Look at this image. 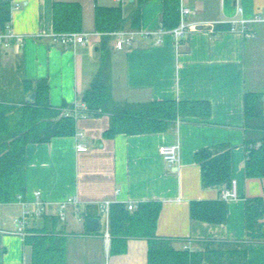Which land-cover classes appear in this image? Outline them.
Wrapping results in <instances>:
<instances>
[{
    "label": "crops",
    "instance_id": "1",
    "mask_svg": "<svg viewBox=\"0 0 264 264\" xmlns=\"http://www.w3.org/2000/svg\"><path fill=\"white\" fill-rule=\"evenodd\" d=\"M13 1V28L26 38L21 46L2 51L4 86L10 90L16 86L23 92V78H46L53 107L64 113L67 108H79L73 135L28 145L23 193L31 201L40 190L47 202L45 214L49 215L56 214L58 202L65 198L76 196L80 200L77 206L69 205L68 218L58 224L66 237V264H148L146 238H129L126 251L110 253L111 237L104 235L102 214L108 199L135 205L161 200L157 234L171 239L177 247L186 240H192L196 247L209 240L244 241L246 198L264 197V176H248L245 169L250 147L264 137V108L256 120L261 127L248 128L245 114L247 92L262 93L264 105V21L247 24L253 36L239 27L231 30L227 21L264 14V0H184L193 11L188 21L201 24L179 42L163 26L164 0L144 4L138 28L130 26L135 0ZM55 1L82 5L80 32L89 33L90 42L64 45L52 43L48 36H35L38 31H54ZM114 5L123 7L121 28L140 31L124 48L116 47L113 34L96 29V7ZM161 28L165 30L163 41L156 44L154 37ZM106 54L115 100H208L210 116L181 117L166 131L106 136L110 114L88 111L83 98ZM78 143L88 148L78 150ZM221 143L232 147V181L236 180L239 197L226 200L228 216L222 224L192 220L191 201L219 199L225 189L202 185L196 152ZM164 144L179 146L173 165L160 153ZM76 208H80L82 219L77 217ZM21 210L17 200L0 203V229H13V218ZM88 216L101 217L102 228L87 232ZM42 221L41 217L34 223ZM24 238L0 232V264H31L32 246ZM248 264H264V240L249 242Z\"/></svg>",
    "mask_w": 264,
    "mask_h": 264
},
{
    "label": "trees",
    "instance_id": "2",
    "mask_svg": "<svg viewBox=\"0 0 264 264\" xmlns=\"http://www.w3.org/2000/svg\"><path fill=\"white\" fill-rule=\"evenodd\" d=\"M149 0H135L130 26L141 24V10ZM83 11L79 2L55 1L54 30L80 31ZM12 19L10 0H0V30ZM124 11L121 5L97 6L96 29L104 34L122 27ZM164 28L171 30L180 24V0H164L162 12ZM230 26V25H229ZM0 50V203L17 200L26 189L27 147L30 143L47 142L55 136L73 135L76 120L63 110L53 107L49 96V81L22 80L23 92L4 86ZM108 55L102 57L100 67L89 88L84 102L89 110L110 114V127L105 135L112 137L119 132L128 134L166 131L176 125L181 117L207 118L211 114L208 100H150L143 102L117 101L110 85ZM36 91V100L26 102V95ZM262 93L245 94L246 126L261 127L256 122L263 114ZM231 145L226 143L203 147L196 152L201 166L204 187L227 188L232 185ZM248 176H264V137L254 143L245 162ZM161 200L139 202L129 209L124 202L114 201L109 211L111 234L110 253L126 251L128 239L146 238L149 243L148 264H248L250 241L264 240V197H247L245 203L246 239L244 241L209 240L194 251L177 247L169 238L157 234ZM192 220L222 224L227 220L228 207L223 198L193 200L190 203ZM42 224L34 223L25 236L32 246L31 264H66V237L58 229L60 218L44 214ZM87 231V230H86ZM89 232V231H87Z\"/></svg>",
    "mask_w": 264,
    "mask_h": 264
},
{
    "label": "built area",
    "instance_id": "3",
    "mask_svg": "<svg viewBox=\"0 0 264 264\" xmlns=\"http://www.w3.org/2000/svg\"><path fill=\"white\" fill-rule=\"evenodd\" d=\"M12 7L14 6V1L10 0ZM241 10V9H240ZM193 15V11L190 7H188L184 0H180V24L170 31L176 38V41L179 42L180 39L189 33L191 30L197 29V25L201 24V21L191 20L188 21V16ZM256 21H264V14L261 12L256 13L251 18H233L227 21L230 25V29L234 30L237 27L241 29L247 36H253L254 33L247 29V24L249 22ZM165 30L161 28L156 32L154 37V42L156 44L162 43L163 34ZM140 33L137 29H129L126 30L124 28H119L111 32V34L115 37V45L117 48H124L126 45L131 44L134 41L135 35ZM36 37L48 36L51 39L52 43L64 44V45H73L76 43H88L90 42L89 33L80 32V31H50V32H42L38 31L35 34ZM26 38V35L23 33H18L13 28L12 19L6 24L5 29L0 30V50H8L13 45L21 46ZM85 108L89 111L87 104L84 102ZM67 116H73L77 118L79 116V108L78 106H74L72 108H67L65 113ZM80 134L83 135L81 132ZM88 147L85 144L78 143V150H86ZM178 149L179 146L177 144H164L160 147V153L163 155L164 159L169 164H175L178 160ZM239 197L237 191L236 180L232 181V185L222 190L221 198L224 200L236 199ZM17 201L21 204L22 210L20 214L14 216L13 223L14 228L0 229V232L19 234L25 237L30 232V227L33 226L34 221L43 217L47 210V202L42 198V193L40 190H36L34 192V199L28 200L26 199L22 193L18 194ZM80 200L76 196H71L65 198L58 202L56 215L60 218V220L64 221L68 218V209L70 204L78 205ZM114 202L113 200H106L102 206V214H103V224L105 226L104 235L106 239H110L111 234L109 231V211L110 205ZM129 209H134L136 207L135 203L128 202L127 203ZM77 217L82 219L80 208H76ZM183 248L189 251H194L196 249L195 244L192 240H186L183 243Z\"/></svg>",
    "mask_w": 264,
    "mask_h": 264
},
{
    "label": "water",
    "instance_id": "4",
    "mask_svg": "<svg viewBox=\"0 0 264 264\" xmlns=\"http://www.w3.org/2000/svg\"><path fill=\"white\" fill-rule=\"evenodd\" d=\"M36 100V91H32L26 97V102L33 103ZM86 230L89 232L98 231L102 228V218L97 216H88L85 220Z\"/></svg>",
    "mask_w": 264,
    "mask_h": 264
}]
</instances>
